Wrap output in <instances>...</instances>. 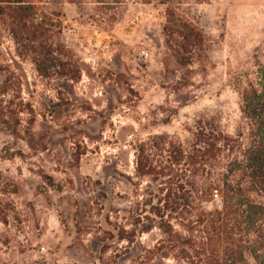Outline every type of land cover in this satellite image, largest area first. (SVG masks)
I'll list each match as a JSON object with an SVG mask.
<instances>
[{
	"label": "rangeland",
	"instance_id": "1",
	"mask_svg": "<svg viewBox=\"0 0 264 264\" xmlns=\"http://www.w3.org/2000/svg\"><path fill=\"white\" fill-rule=\"evenodd\" d=\"M29 1L78 76L40 75L29 42L18 47L0 10V86L8 80L6 98L36 114L22 113L16 135L0 123V264H96L70 244L82 201L128 208L141 200L146 183L134 174V152L154 135L185 141L204 113L234 130V77L264 60V0H187L184 16L204 37L191 64L168 44L158 1ZM52 100L60 111L43 117ZM155 238L154 231L141 240L152 246Z\"/></svg>",
	"mask_w": 264,
	"mask_h": 264
},
{
	"label": "trees",
	"instance_id": "2",
	"mask_svg": "<svg viewBox=\"0 0 264 264\" xmlns=\"http://www.w3.org/2000/svg\"><path fill=\"white\" fill-rule=\"evenodd\" d=\"M146 1L165 5L168 44L184 62L193 63L200 57L204 37L184 16L187 0ZM31 3L0 0L13 40L18 47L29 42L40 75L77 79L71 64L66 63L72 67L66 69L62 46L49 41L36 23ZM243 77L232 82L240 98L239 120L232 132L219 118L204 113L185 141L163 133L139 144L134 174L138 182L146 183L145 195L128 208L108 201L97 208L86 197L81 216L72 223L76 232L70 236L71 248L86 260L94 254L96 264H156L165 258L176 264H264V60ZM9 91L5 80L0 86V123L16 135L22 113L29 109L31 119L35 113L26 103L14 105L6 98ZM50 103L52 108L43 111V117L60 111V101ZM95 210L99 214H93ZM0 215L6 217V211L0 210ZM154 231V244L144 245L143 234Z\"/></svg>",
	"mask_w": 264,
	"mask_h": 264
}]
</instances>
